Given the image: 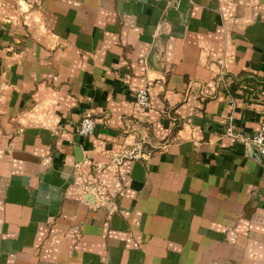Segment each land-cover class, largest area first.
<instances>
[{
  "label": "crops",
  "instance_id": "1",
  "mask_svg": "<svg viewBox=\"0 0 264 264\" xmlns=\"http://www.w3.org/2000/svg\"><path fill=\"white\" fill-rule=\"evenodd\" d=\"M263 107L264 0H0V264H264Z\"/></svg>",
  "mask_w": 264,
  "mask_h": 264
},
{
  "label": "built area",
  "instance_id": "2",
  "mask_svg": "<svg viewBox=\"0 0 264 264\" xmlns=\"http://www.w3.org/2000/svg\"><path fill=\"white\" fill-rule=\"evenodd\" d=\"M124 84H130V81L127 77L123 78ZM134 96L136 103L141 108H148L150 106V95L147 87H139L134 89ZM261 124L259 130L251 135H245L241 132H238L233 125V122L229 120L228 126L224 130V136L233 138L247 146H253L257 152L264 155V107L261 112ZM81 135L87 136L91 135L95 131V120L91 114H85L79 125L78 129ZM150 152H142L140 149L130 153V157L135 159H147Z\"/></svg>",
  "mask_w": 264,
  "mask_h": 264
}]
</instances>
